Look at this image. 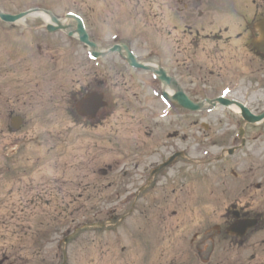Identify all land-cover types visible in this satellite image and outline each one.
Returning a JSON list of instances; mask_svg holds the SVG:
<instances>
[{
  "label": "rangeland",
  "instance_id": "obj_1",
  "mask_svg": "<svg viewBox=\"0 0 264 264\" xmlns=\"http://www.w3.org/2000/svg\"><path fill=\"white\" fill-rule=\"evenodd\" d=\"M31 9L80 16L101 52L128 47L196 103L264 112V0H0L6 15ZM42 15L0 19V264H264V120L220 106L166 117L152 74L93 59ZM170 131L179 186L134 198ZM234 212L255 224L232 231Z\"/></svg>",
  "mask_w": 264,
  "mask_h": 264
},
{
  "label": "flooded vegetation",
  "instance_id": "obj_2",
  "mask_svg": "<svg viewBox=\"0 0 264 264\" xmlns=\"http://www.w3.org/2000/svg\"><path fill=\"white\" fill-rule=\"evenodd\" d=\"M264 16V14L256 17V21L261 19ZM259 36V34H257ZM260 38V37H258ZM261 50H264V48H262ZM169 76V75H168ZM172 79H174L175 83L177 86H180V82L176 79V77L174 76H169ZM158 90L160 92H157V94L160 96V98L162 99L163 95L167 92L166 91V87L158 80ZM171 88V86H170ZM174 89L173 92H176V88L172 87ZM182 88V87H181ZM183 90V88H182ZM165 98L168 99V95L167 97L165 96ZM163 100V99H162ZM169 101V99H168ZM161 102V101H160ZM165 102V101H164ZM168 103V102H166ZM163 103H161V108H159L158 111H164V109L166 108V106L162 105ZM169 105L171 106V109L166 112V117L169 116L170 114H173L174 109L176 110L178 106H176L174 103H169ZM78 111L82 112V108H79ZM162 116V115H161ZM167 136L169 138H175V142L173 145H167V146H163L160 147L158 149H156L149 157L154 158V160L149 161L150 164L148 166L149 171H145L144 173L141 174V178H143V183L140 184L138 183L137 187L135 188L137 190V192H135V195H133L134 198H138V196L140 195L139 193L143 192H150L151 189H158V188H162L165 189H169V186L174 185L175 186H179L178 181L180 180V174L181 171L178 172L176 170L171 171L175 176L171 177L169 175V171H167L166 168H176V164L178 163V158L177 155L180 154L182 151L179 152V150L177 149L179 145H182V143L180 144V142H178V132L177 131H170L169 133H167ZM176 144V145H175ZM137 155V154H136ZM138 158V165L142 164L143 162H140V158L139 155L136 156ZM147 156H143V159L146 160ZM177 161V162H176ZM169 165L165 166L164 168L161 169V166L164 164H168ZM178 170V169H177ZM166 172V173H165ZM137 175L136 173H134V176ZM136 176L134 177V183L136 185V181H135ZM177 182V183H176ZM182 186V185H181ZM236 215V214H235ZM238 215V214H237ZM238 217L240 218V216L238 215ZM242 219V218H240Z\"/></svg>",
  "mask_w": 264,
  "mask_h": 264
},
{
  "label": "water",
  "instance_id": "obj_3",
  "mask_svg": "<svg viewBox=\"0 0 264 264\" xmlns=\"http://www.w3.org/2000/svg\"><path fill=\"white\" fill-rule=\"evenodd\" d=\"M34 12L35 11H29V12L21 13L19 15H15V16L6 15V14H3V13L0 12V19L3 20V21H6V22L14 23V22H16L18 20H21V19L27 17L29 14L34 13ZM45 13L47 15H49V17L51 19V22H53L54 24L57 25V27H53L52 25H48L47 26L48 30L55 31V30H64V29L72 28V26H68L67 27V26L61 25V23L57 19H55V17H53L50 13H48V12H45ZM68 18L73 19L75 21L76 33L78 34L80 41L90 48L91 54L95 58L99 57V56H105L106 54L117 52L121 56H123L126 59V61L132 67L140 68V69H144V70H151L154 73H156L157 75H159L161 80H165V81L169 82V79L166 78L165 73L162 70L154 71L153 69H151V68H149L147 66H144V65H141V64L137 63L135 57L133 56V54L125 46H115V47L111 48L107 53H103V54L100 53V52H97L96 45L91 43L88 40V35H87V33H86L85 29H84L82 21L78 17H76V16H74L72 14L68 15ZM69 35L71 36L72 33H69ZM91 96L94 98V95H91ZM89 98H91L90 95H89ZM174 99L178 102V104L180 106H182L184 109H187V110L199 111V110H202L204 108L203 103L194 104L189 99H187V97H185L181 93H179ZM84 102H87V100H85V99L82 100L80 104H82ZM216 102H218L220 105H223V106L231 104V102H229L228 100H225V99H218ZM206 103L211 104L212 107L215 105V102H211V101H206ZM238 106H239V108L241 110L242 117L246 120V122H248V123H257V122H260V121H262L264 119V118H261L264 114H262L260 116H254V115H252L250 113V111L248 109H246L242 105L239 104ZM92 111H93V113L95 112V107H93ZM253 224H255V222H249L248 223L249 226L253 225ZM235 227H237V226H235ZM237 228H242V226L241 227H237ZM243 228L245 229L246 226H243ZM81 230L82 229L78 230L77 232H75V234L78 233ZM231 230L232 231H236L234 228L231 229Z\"/></svg>",
  "mask_w": 264,
  "mask_h": 264
},
{
  "label": "bare ground",
  "instance_id": "obj_4",
  "mask_svg": "<svg viewBox=\"0 0 264 264\" xmlns=\"http://www.w3.org/2000/svg\"><path fill=\"white\" fill-rule=\"evenodd\" d=\"M46 19L49 20V17L48 18L46 17ZM68 22H70V21H68ZM261 45H264V43L261 44ZM262 47H264V46H262ZM262 47L260 46L259 48L262 49ZM262 51H264V50H262ZM229 109H231L234 112H236L237 115H239V113H240L239 109L236 106H231ZM261 118H264V115Z\"/></svg>",
  "mask_w": 264,
  "mask_h": 264
}]
</instances>
